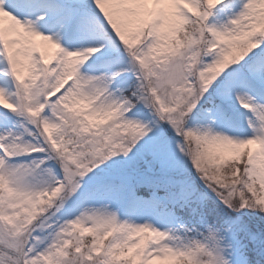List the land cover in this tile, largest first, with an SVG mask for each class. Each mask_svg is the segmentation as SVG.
Returning <instances> with one entry per match:
<instances>
[{
  "label": "snow or ice",
  "instance_id": "1",
  "mask_svg": "<svg viewBox=\"0 0 264 264\" xmlns=\"http://www.w3.org/2000/svg\"><path fill=\"white\" fill-rule=\"evenodd\" d=\"M0 264H264V0H0Z\"/></svg>",
  "mask_w": 264,
  "mask_h": 264
}]
</instances>
